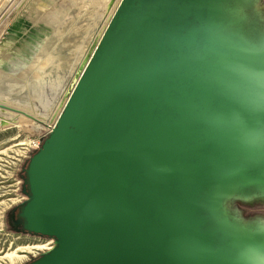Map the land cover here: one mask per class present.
<instances>
[{
  "label": "water",
  "instance_id": "95a60500",
  "mask_svg": "<svg viewBox=\"0 0 264 264\" xmlns=\"http://www.w3.org/2000/svg\"><path fill=\"white\" fill-rule=\"evenodd\" d=\"M240 11L223 12L233 43ZM125 17L121 0L52 134L30 159V199L20 217L26 231L57 244L29 264H250L238 255L242 244L228 242L215 224L223 199L207 210L211 167L199 160L203 118L222 110L236 77L220 68L225 56L198 27L180 25L176 33L167 24L177 17H163L164 26L154 23L145 37L141 19ZM254 58L263 67L264 53ZM248 59L237 54L232 71ZM3 124L0 118V130ZM237 176L244 178L230 177Z\"/></svg>",
  "mask_w": 264,
  "mask_h": 264
},
{
  "label": "rangeland",
  "instance_id": "374dc122",
  "mask_svg": "<svg viewBox=\"0 0 264 264\" xmlns=\"http://www.w3.org/2000/svg\"><path fill=\"white\" fill-rule=\"evenodd\" d=\"M112 1L0 0V103L27 115L0 110L6 121L0 130V264H27L55 247L13 232L8 222L27 197L25 175L38 142L58 120L77 71L92 56L120 2L115 0L110 8ZM244 1L228 3L231 10L245 5L246 13L264 29V0ZM224 208L237 221L264 227L261 194L250 200L236 196ZM40 245L50 248L19 250ZM12 253L23 258L13 261L8 256Z\"/></svg>",
  "mask_w": 264,
  "mask_h": 264
},
{
  "label": "flooded vegetation",
  "instance_id": "af4514ba",
  "mask_svg": "<svg viewBox=\"0 0 264 264\" xmlns=\"http://www.w3.org/2000/svg\"><path fill=\"white\" fill-rule=\"evenodd\" d=\"M242 1L245 4V1ZM246 1L253 2V0ZM124 2L126 9L125 22L131 23L140 18L141 33L145 37L154 23L161 27L164 26L166 21H163V17H177L172 19L171 25L167 24L168 28L174 27L176 33H179L180 25L185 29L198 27L202 36L207 37V42L218 46L222 56H225V58L220 59V68H226L230 72L229 75L235 76L237 79L236 86L234 87L232 84L229 87L233 88V93L225 94L221 99L220 106L222 110L210 115L206 114L205 120L203 118L205 128H207L203 145L205 151H208H204L205 158L200 157L199 160L205 164L208 163L211 167V172L207 175L211 181L210 187H206L208 190L203 195L205 196L207 210H213L219 206L215 205L214 200L226 178L239 174L247 179H264V65L262 67L259 59L253 57L248 59L250 63L255 64L252 70H249L251 68L250 63L241 61L240 72L234 73L232 66L229 64L239 53L250 55L264 53V46H262L264 45V40H262L264 39V29H259V21L246 13L247 8L241 4L239 5L241 11L237 15L241 19L233 25L237 28L236 36L238 39L233 43L232 31H219L218 25V17H223V12L230 10L228 12L231 14L234 11L231 10L233 6L228 3V0H124ZM253 6V4H250L248 8L252 9ZM158 17L159 19H157ZM180 18L182 21H180ZM210 35L213 39L209 38ZM228 71L225 73H228ZM225 73L224 75L227 77ZM52 132L53 130L41 140L35 153L42 147ZM25 184L26 192L24 193L27 197L10 214L8 222L10 229L39 243L56 246L57 240L55 238L25 230L20 213L24 204L30 199L26 175ZM258 194L264 196V194L254 189H246L238 196L250 200L252 197H257ZM226 203L227 199L221 201L220 208L223 209V215L217 216V220L214 219L215 224L226 235L228 242L233 243V241L238 240L242 244V246L237 245L240 247L238 255L242 256L244 261L250 264H264V243L255 244L249 240L237 238L231 232L229 225L239 224L240 221L233 217L234 206L228 207L230 208L228 210L233 213L232 216L231 213L229 215L226 213L227 211L224 208ZM43 253L40 252L38 257ZM38 257L33 256L32 261Z\"/></svg>",
  "mask_w": 264,
  "mask_h": 264
},
{
  "label": "bare ground",
  "instance_id": "6f19581e",
  "mask_svg": "<svg viewBox=\"0 0 264 264\" xmlns=\"http://www.w3.org/2000/svg\"><path fill=\"white\" fill-rule=\"evenodd\" d=\"M219 22H220L218 24L219 25V31L227 32L228 29L231 30L230 29V27H231L230 17H223V19H222V17H220ZM247 56L253 58L257 55L247 54ZM234 66L237 67L236 61H234ZM0 110H2V109H0ZM2 111H5V110H2ZM7 112H10V111H7ZM12 113H15V112H12ZM1 119H3V118H1ZM32 119L34 120L33 117H32ZM5 125H6V121L4 120V124H3L2 128ZM246 189H254L257 192L264 194V179L258 178L255 180H252V179L249 180V179L241 178L239 176L230 177L223 183L220 191L216 194L214 203L216 206H218L222 199L229 198L231 195H234L235 193H238L240 191L242 192ZM229 226L231 227L230 228L231 232L236 237H239V238H242L245 240H249L250 242L255 243V244L264 243V229H262V228H255V227L250 226V225H245L243 227V226L238 225V224H230ZM49 248L50 247L48 245L47 246H43V245L42 246L41 245L40 246H22L19 248V250H21V251L23 250V252H33V250H42L43 251V250H46ZM8 256H10L13 261L20 260L21 258H23V257L19 256L17 253L8 254Z\"/></svg>",
  "mask_w": 264,
  "mask_h": 264
},
{
  "label": "built area",
  "instance_id": "2783aa9c",
  "mask_svg": "<svg viewBox=\"0 0 264 264\" xmlns=\"http://www.w3.org/2000/svg\"><path fill=\"white\" fill-rule=\"evenodd\" d=\"M54 127H55V124L52 126L51 130H48V133H50V132L54 129ZM48 133H47V134H48ZM47 134H46V135H47ZM46 135H45V136H46ZM45 136H44V137H45ZM44 137H43V138H44ZM43 138H42V139H43ZM42 139H41V140H42ZM40 142H41V141L38 142V145H37V146H39V143H40Z\"/></svg>",
  "mask_w": 264,
  "mask_h": 264
}]
</instances>
